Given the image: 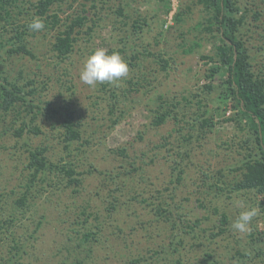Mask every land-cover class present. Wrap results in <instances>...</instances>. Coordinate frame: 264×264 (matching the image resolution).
Returning <instances> with one entry per match:
<instances>
[{"label":"rangeland","instance_id":"rangeland-1","mask_svg":"<svg viewBox=\"0 0 264 264\" xmlns=\"http://www.w3.org/2000/svg\"><path fill=\"white\" fill-rule=\"evenodd\" d=\"M106 1L109 9L103 10L93 36L80 39L75 53L59 64L49 51L56 30L34 32L35 35L28 33L26 40L34 57L7 53L9 39L11 43L17 41L11 25L7 26V34H0L3 38H0V71L4 72L3 76L13 82L21 73L20 85L29 77L38 79L30 88H38L42 100L54 99V105L58 104L60 97L63 100L72 93L67 102L76 107L78 117H83L84 139L91 141L84 146L74 144L66 151L61 140L62 126L44 119L37 122L40 134L26 131L19 136L16 130L23 119L26 118L27 122L29 117L21 108H17L20 114L8 115L0 109V191L10 195L16 186L27 187L33 173L27 167L29 152L38 147L48 148L47 159L52 162L75 163L78 175L74 177L81 184L79 187L70 186L64 179L53 175L48 176L52 185L43 184V188L32 189L31 194L36 197L30 196L32 204L18 216V232L28 236L42 220L35 235L37 239L28 241L27 252L11 249L10 240H6L0 249V264H61L65 257L68 262L74 260V256H68L66 251L68 236H75L72 229L82 228L78 224L90 213L94 217L89 219L88 226H103L102 241L92 250L93 263L126 264L127 258L137 254L148 258L153 255V250L161 248L164 253L159 261L163 263L166 259L170 262L174 259L169 249L170 231L164 224L157 223L158 215L147 205L159 203L161 199L156 198L159 195L172 208L181 204L176 212L182 213L191 225L197 222L196 234L200 236L210 235L214 227V231H218L215 208L225 210L232 222L241 211L255 208L257 215L253 217L248 232L236 233L230 228L227 234L206 245L200 254H181L185 261L192 260V264H197L193 259L211 250L220 260L219 264H236L239 260L236 251L245 250L251 242L249 232H255V238L259 237L260 241L263 239L260 246L264 247V217L260 207L253 204L257 195L250 191H231V186L236 183L235 176L239 174L232 170L241 166L242 158L248 154L242 144L246 132L233 119L230 120L236 113L234 103L229 102L224 113L223 106L219 107L217 101L218 89L212 94L199 89L206 83L205 74L210 68L206 56L214 54V33H205L199 25H206L207 14L198 0H136L132 9L125 6V12L131 16L126 19L114 12L119 8L117 0ZM36 2L19 0L17 6H7L6 9L19 23L22 18L27 19L26 14ZM169 3L171 10L167 13ZM241 3L250 10L246 15L251 31L244 34V38L252 57L261 64L264 51L257 49L264 48V0H241ZM178 10L183 16L179 24L174 22V13ZM254 12L261 13L258 21L253 19ZM138 17L143 24L142 34L135 41L139 52L147 46L149 51L161 56L140 58L141 71L149 73L146 85L121 104L120 110L112 117L116 120L113 122L110 117L106 118L107 110L99 112L95 106V93L101 84L89 87L80 80L79 74L84 61L95 49L103 48L107 52L119 46L124 33L122 21L130 27ZM3 24L0 22V27ZM188 49L192 51L187 52ZM163 60H168L169 64L165 70ZM129 69L128 76H132L133 69ZM120 90L129 91V84L120 82ZM196 93L207 103L208 117L216 123L211 132L203 133L198 127H189L197 112V98L192 95ZM160 94L182 103L181 121L169 118L162 126L150 125L149 104ZM184 96L192 99L191 104L184 100ZM12 121L15 122L12 124ZM178 167L184 171L180 180L174 170ZM218 171H222V177L217 175ZM203 173L213 177L207 178ZM110 195L117 197L112 213L107 212ZM169 196L175 198L172 200ZM10 211L11 214L19 212L11 208L3 213L8 216ZM243 262L264 264V256L241 260L237 264Z\"/></svg>","mask_w":264,"mask_h":264},{"label":"trees","instance_id":"trees-1","mask_svg":"<svg viewBox=\"0 0 264 264\" xmlns=\"http://www.w3.org/2000/svg\"><path fill=\"white\" fill-rule=\"evenodd\" d=\"M18 1L0 0V22H4L2 27H0V34L5 35L8 33L7 26L9 24V26H12L14 37L17 39L13 43H11V38L9 39L10 43L8 44L10 47L7 53L10 56L23 54V56L34 57L26 36L29 32L35 35L34 32L29 30L28 24L34 17H40L45 24L42 33L49 31V29L56 30L53 40L49 41V51L53 55L52 59L57 61L58 64L69 59L75 53L80 39H84L85 36L90 39L93 36L95 27L103 17V10L109 9L105 0H37L26 14L27 19L22 18L18 23L17 19H14L10 11L6 9L7 6H17ZM117 1L119 2V8L114 12L120 17L130 18L129 13L125 12V6L132 9V3H135L136 0ZM198 3L203 6L207 14L206 25H199L205 33H214L212 38L215 39L213 45L214 54L206 56L210 63L208 73L205 74L206 83L200 86L199 89L207 94H212L218 89L217 101L219 102V107L223 106L224 113L227 111V107L229 108V102L232 101L234 103L233 107L236 113L234 118H230V120L233 119L246 132L242 144H245L248 154L242 158L241 166L232 170L237 171L236 173L239 174L235 176L236 183L231 186V191H250L251 194L257 195V200L253 204L260 207L264 217V61L259 64V61L252 57L251 49L244 38V34L246 35L251 31V25L248 24L246 15L250 10L242 5L241 0H198ZM67 10H72V12ZM169 10H171L170 3L166 12L168 13ZM174 15V22L179 24L183 21L182 11L178 10ZM260 17L261 13H253L254 21H258ZM22 21L25 22L21 23ZM121 24L124 26V33L119 41L120 44L118 47L110 48L107 53L119 52L128 63L129 68L133 69L132 76H128L125 79L122 78L123 80L120 81L129 84L130 90H120V82L118 86L103 83L97 88L95 93L97 110L99 112L107 110L106 118L110 117L111 120L120 110L121 104L130 99L133 94L139 93L146 85L145 80L149 73L141 71L140 58H143V56L153 58L161 56L160 53L149 51L147 46L144 47L143 51L139 52V47L135 42L138 36L140 38L143 28L139 17L134 18L133 23H130V27L124 21ZM115 27H117L116 24ZM195 45L199 44L195 42ZM257 50L264 51V48L258 47ZM186 51H192V49ZM163 62L165 65H162V68L165 70L169 65L168 60H163ZM3 75L4 72L0 71V109H3L6 115L20 114L24 110L27 117H29L27 122L26 118H24L22 125L16 130L19 136L26 131L39 133L40 128L37 122L44 119L51 123L54 121L56 125L62 126L63 137H61V140L66 151L70 150V146L74 144L77 146L90 144V139H84L82 132L83 117H78L76 107L67 102L72 93L63 100L60 97L58 104L54 105V99L42 100L41 95L38 94V88H30L38 79L29 77L25 83L20 85L18 80L22 79L21 73L19 78L13 82L9 81L8 76ZM48 81H51V78ZM147 84L150 85V82L148 81ZM28 88L30 89L28 90ZM146 91L149 92L150 90ZM192 95L197 98V112L192 123L189 124L190 129L198 127L203 133L205 131L206 133L211 132L215 128L216 123L212 117H208L207 103L199 96V93ZM184 100L191 104L192 99L188 100V97L184 96ZM151 101V104H149V112L151 113L150 125L162 126L169 118L181 121L179 116L181 115L180 105L182 103L177 101L176 98L160 94ZM17 108H21V111L17 110ZM112 121L115 122L116 120ZM14 122L12 121L11 123L13 124ZM12 124L10 127L13 126ZM198 138L201 137L198 136ZM47 152V147H38L30 150L27 167L33 173L27 187L16 186L10 195L0 191V214L2 215L0 219V249L6 240H10L11 249H17V251L21 249L27 252L28 241L37 239L35 235L38 228L42 226V220L38 222L31 234L24 236L18 232V223H20L18 216L24 214V210L29 209L30 204H32L29 200L30 196L35 199L36 196L31 194L32 189L43 188V184H53V182H48V176L54 175L55 178H62L70 186L75 184L79 187L81 185L76 182L77 180L74 177L78 175L75 163L63 160L58 163L52 162L47 159ZM174 170L177 171L178 180H180L184 173L183 169L178 167ZM203 175L205 174L203 173ZM217 175L222 177V171H218ZM205 176L210 179L213 177V175ZM24 190L25 192L22 193ZM169 197L172 200L175 198V196ZM226 197L231 199V197ZM156 198L161 199V201L159 203L151 202L147 205L158 215L157 223L159 225L164 224L170 231L169 249L170 253L174 255V259L170 262L165 259L161 263L159 257L164 253L161 248L159 251L153 250V255L148 258L139 254L127 258L126 264H192V260L185 261L181 254H200L206 245L215 242V239L230 231L233 222L225 210L214 209V212L218 214V231L215 232L214 227L210 235L200 236L196 234L197 222H193L191 225L186 222L182 213L176 212L181 204L172 208L161 195ZM107 200L109 203L107 212L112 213L115 209L114 204L117 197L110 195ZM253 201L254 199H252ZM201 205L204 206V202H201ZM11 208H15L19 212L11 214L12 210L8 216H5L3 212ZM91 217H94V215L90 213L81 224H78L82 228L72 229V233L75 236H68L69 243L66 251L68 256L70 254L74 256V260L68 262V257H65L61 264H95L92 262V250L102 241L103 226H88L87 222ZM170 225L171 228L169 227ZM248 235L251 236V242L248 248H244L245 250L241 248L236 251L239 256L236 264L241 260L256 259L264 256V247L260 246L263 239L260 241L259 237L255 238V232H249ZM203 254L193 260L197 264L220 263L213 251L206 250ZM9 257V260H11L12 256L9 255Z\"/></svg>","mask_w":264,"mask_h":264},{"label":"clouds","instance_id":"clouds-1","mask_svg":"<svg viewBox=\"0 0 264 264\" xmlns=\"http://www.w3.org/2000/svg\"><path fill=\"white\" fill-rule=\"evenodd\" d=\"M32 32H40L45 28V24L40 17H34L28 24ZM129 65L119 52L108 54L105 49H95L84 61L80 71V80L89 87L95 88L98 84L109 83L118 86L122 78L129 74ZM239 206V202H236ZM257 215L255 208L241 211L239 216L231 224V228L236 233H246L250 230V224L254 216Z\"/></svg>","mask_w":264,"mask_h":264}]
</instances>
